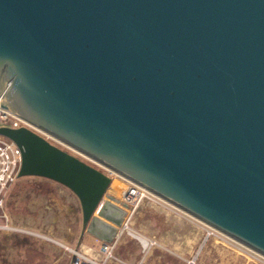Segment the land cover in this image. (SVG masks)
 <instances>
[{"label":"water","instance_id":"obj_1","mask_svg":"<svg viewBox=\"0 0 264 264\" xmlns=\"http://www.w3.org/2000/svg\"><path fill=\"white\" fill-rule=\"evenodd\" d=\"M3 106L264 254V0H0ZM19 177L78 198L82 235L113 178L0 127Z\"/></svg>","mask_w":264,"mask_h":264},{"label":"rangeland","instance_id":"obj_2","mask_svg":"<svg viewBox=\"0 0 264 264\" xmlns=\"http://www.w3.org/2000/svg\"><path fill=\"white\" fill-rule=\"evenodd\" d=\"M70 152L79 156L72 151ZM49 181L46 178L37 176L21 177L11 187L7 199V209L14 223H17L16 225L19 226V223L34 226L51 224V210L50 207H47L50 201L49 198H46L51 193L47 189L52 187L53 191H56L60 188L52 182L49 184ZM126 185L124 179L117 178L112 182L103 201L121 199L122 191ZM59 193L61 192L59 191ZM46 194H48L46 197L40 196ZM155 195L157 194L154 193ZM110 196H114V198L111 199ZM54 198L56 199L52 196L53 201ZM57 198H59V201L61 200L60 197ZM177 208L176 205L159 195L144 198L129 222V229L126 228L119 237L114 250L116 258L111 261V264H136L140 260L143 241L139 236L131 234L130 231L145 237L148 241L154 239L166 248L163 256H150V264H186V259L192 258L199 251L197 264H264V262L251 257L248 253H244L233 247V245L221 241L215 235L206 238L205 226L201 222L192 220L184 211ZM95 215L98 216V213ZM59 217L62 220L61 223L67 221L66 218H70L66 212L60 214ZM94 219L92 229L99 227ZM62 232L64 241H70L66 235H69L71 230L63 228L59 234L61 235ZM78 232L79 229L76 233ZM88 234L90 233L82 235V242L90 245L94 244L92 246L97 247V253L101 252L102 242L98 239L95 240ZM75 240H78L76 236ZM76 248L81 250L79 247ZM63 249L66 251L65 257H63L69 263V255L71 254L65 247Z\"/></svg>","mask_w":264,"mask_h":264},{"label":"built area","instance_id":"obj_3","mask_svg":"<svg viewBox=\"0 0 264 264\" xmlns=\"http://www.w3.org/2000/svg\"><path fill=\"white\" fill-rule=\"evenodd\" d=\"M3 103V99L0 98V127L29 128L51 143L61 147L62 149L78 154L79 157L83 160L109 174L113 178V181L117 180V178L125 180L127 185L122 191L121 199H117V201L116 199H107L106 201H103L100 208L95 213H98V216H94L96 225L98 226L100 224L98 228L100 230L106 231L107 233H110L111 235L109 240L100 239V241L102 242L101 252L93 256L77 248L70 247L61 243L63 247H65L72 255L71 264H111V261L116 258L114 255V250L116 249V246L118 244V239L126 228L129 229V222L140 202L144 198H149L150 196L156 197L157 195L154 196V193L152 191L148 190L141 184L125 178L123 175L115 172L99 160L73 148L68 143L64 142L48 130L18 116L10 108L3 106ZM21 164L22 151L20 147L10 138L0 135V232H33L27 228L17 226L11 218L10 213L7 209L8 195L10 193L11 187L19 178ZM110 197L111 199L114 198V196ZM177 209L184 211L185 214H187L192 220L201 222L205 226L207 232L206 238L215 235L221 241L229 243L238 250L244 253H248L251 257L264 262L263 253L247 246L246 244L222 232L216 227L189 214L185 210L179 207ZM118 216H121V218L123 219L120 229H117L114 223L108 221V218L114 221V219H116ZM165 251L166 248L160 245L158 241L149 239V241H147L146 243H142V256L136 264H150V256H163ZM199 252H197V254H195L192 258L186 259V264H197Z\"/></svg>","mask_w":264,"mask_h":264},{"label":"crops","instance_id":"obj_4","mask_svg":"<svg viewBox=\"0 0 264 264\" xmlns=\"http://www.w3.org/2000/svg\"><path fill=\"white\" fill-rule=\"evenodd\" d=\"M47 180L49 181L50 179ZM50 182L57 185L60 189L53 191V188L50 187L47 191L49 192L50 190L49 193L51 194L40 196L46 197L48 195L46 198H49L50 201L47 207H50L51 210V224L34 226L19 223V226H23L33 232H22L23 234H17L12 231L0 232V264H71L72 255H69V263L66 262L64 258L66 251H64L61 243L74 248L79 247L82 251L93 256L97 254V247L92 246L94 244L90 245L82 242L81 238L84 236L81 234L82 212L77 196L64 185L53 180H50L49 184H51ZM52 196L56 197L54 201L52 200ZM57 197H60L61 200L59 201ZM63 212H66L70 217L66 218L67 221L63 218L65 225L64 222L61 223L62 220L59 217ZM62 227L66 230H71V233L66 235L70 241H64L63 232L61 235L59 234L60 230H63ZM78 229L79 232L76 233ZM88 235L95 238V240H100L92 234ZM75 236L78 239L77 241L75 240ZM78 243L81 244L79 245Z\"/></svg>","mask_w":264,"mask_h":264},{"label":"bare ground","instance_id":"obj_5","mask_svg":"<svg viewBox=\"0 0 264 264\" xmlns=\"http://www.w3.org/2000/svg\"><path fill=\"white\" fill-rule=\"evenodd\" d=\"M108 221L114 223V225L117 227V229H120L121 226H122L123 219L121 218V216H118L116 219H114V221L110 220V218H108ZM130 233L139 236L144 243H146L148 241V239H146L143 236H140V235L136 234L134 231H130Z\"/></svg>","mask_w":264,"mask_h":264},{"label":"flooded vegetation","instance_id":"obj_6","mask_svg":"<svg viewBox=\"0 0 264 264\" xmlns=\"http://www.w3.org/2000/svg\"><path fill=\"white\" fill-rule=\"evenodd\" d=\"M103 231V230H102ZM104 232H106V231H104ZM107 233V232H106Z\"/></svg>","mask_w":264,"mask_h":264}]
</instances>
